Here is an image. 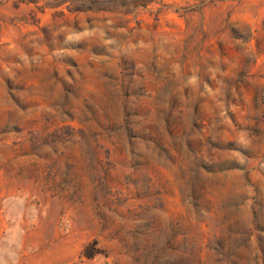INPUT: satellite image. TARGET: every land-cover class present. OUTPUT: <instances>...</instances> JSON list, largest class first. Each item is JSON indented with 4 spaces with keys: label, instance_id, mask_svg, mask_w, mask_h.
I'll list each match as a JSON object with an SVG mask.
<instances>
[{
    "label": "rangeland",
    "instance_id": "374dc122",
    "mask_svg": "<svg viewBox=\"0 0 264 264\" xmlns=\"http://www.w3.org/2000/svg\"><path fill=\"white\" fill-rule=\"evenodd\" d=\"M0 264H264V0H0Z\"/></svg>",
    "mask_w": 264,
    "mask_h": 264
}]
</instances>
